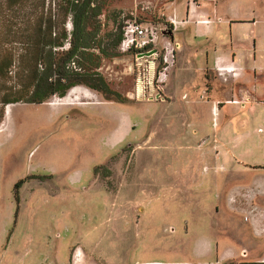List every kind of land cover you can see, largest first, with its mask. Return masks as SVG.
I'll list each match as a JSON object with an SVG mask.
<instances>
[{
	"label": "rangeland",
	"instance_id": "374dc122",
	"mask_svg": "<svg viewBox=\"0 0 264 264\" xmlns=\"http://www.w3.org/2000/svg\"><path fill=\"white\" fill-rule=\"evenodd\" d=\"M82 1L0 0V61L13 56L0 73V264H264V171L224 169L206 100L132 97L147 75L139 80L116 41L131 19L167 25L163 0H92L91 27L113 54L99 72L118 99L75 85L67 100L70 91L39 105L3 104L34 90L28 40L6 38L10 22L24 29L43 11L56 37L69 34ZM256 174L263 194L242 201Z\"/></svg>",
	"mask_w": 264,
	"mask_h": 264
},
{
	"label": "crops",
	"instance_id": "0c3cea01",
	"mask_svg": "<svg viewBox=\"0 0 264 264\" xmlns=\"http://www.w3.org/2000/svg\"><path fill=\"white\" fill-rule=\"evenodd\" d=\"M162 5L160 13L177 26L163 38L162 45L174 48V61L160 99L171 103L175 93L182 101L206 100L218 116L211 141L224 169L264 171V0H163ZM188 73L194 78L180 82ZM173 77L178 89L169 87ZM259 178L263 175L252 177L250 193L241 191L242 201L263 194Z\"/></svg>",
	"mask_w": 264,
	"mask_h": 264
},
{
	"label": "trees",
	"instance_id": "16d2710c",
	"mask_svg": "<svg viewBox=\"0 0 264 264\" xmlns=\"http://www.w3.org/2000/svg\"><path fill=\"white\" fill-rule=\"evenodd\" d=\"M95 10L92 0H83L80 5L76 3L72 9L71 33L68 34L64 28H61L58 37L54 32L55 23L52 15L45 17L43 11L34 21L29 19L24 29L16 28L14 31L13 27H16L17 23L10 22L9 30L4 36L11 39L20 36L28 40L23 45L29 46L30 56L24 59L35 66V73L32 74L34 90L28 93L30 96L5 99L3 101L5 106L19 102L39 105L55 95L66 96L75 85H83L102 93L107 100L119 98V94L109 88L99 72L102 59L112 57L113 54L109 53L97 39L99 29L91 27L92 12ZM122 34L117 38L116 44L122 40ZM65 41L68 43L65 51L53 52L63 48ZM12 63V54H6L5 59L2 58L0 61V73L6 72ZM2 118L3 113H0V119ZM23 183L24 181L20 180L15 184L17 204L19 202L17 190Z\"/></svg>",
	"mask_w": 264,
	"mask_h": 264
},
{
	"label": "built area",
	"instance_id": "2783aa9c",
	"mask_svg": "<svg viewBox=\"0 0 264 264\" xmlns=\"http://www.w3.org/2000/svg\"><path fill=\"white\" fill-rule=\"evenodd\" d=\"M176 26L177 22L174 20L161 26L160 24L146 23L137 19L128 20L123 26L120 49L123 52L132 53L134 61L131 67L133 73L138 75L139 80L147 75V77H144L146 79L144 82L139 81L142 86L140 90H137L139 95L146 96L147 93L151 94L153 92V98L156 96L161 97L164 79L174 60V48L170 42L157 47V36L159 33L163 37H169L165 33H172ZM153 51L155 52L152 53ZM148 53L152 54L148 55ZM161 61H163L164 67L161 68L162 71L158 74V80L155 81V66ZM144 63L148 66H145ZM151 67L153 72H150ZM219 70L222 71V69ZM228 71H233V69Z\"/></svg>",
	"mask_w": 264,
	"mask_h": 264
},
{
	"label": "water",
	"instance_id": "95a60500",
	"mask_svg": "<svg viewBox=\"0 0 264 264\" xmlns=\"http://www.w3.org/2000/svg\"><path fill=\"white\" fill-rule=\"evenodd\" d=\"M165 35H166V36H169V37L172 36L171 33H165ZM154 52H155V51H153L152 53H154ZM152 53H148V55H151ZM130 71H131V69H130ZM69 91H70V90H69ZM138 93H139V92L135 93V95H133L132 97H133V98L136 97V96L139 97L140 95H139ZM159 98H160L159 96H156V97H155L156 100L159 99ZM151 99H152V98H151Z\"/></svg>",
	"mask_w": 264,
	"mask_h": 264
},
{
	"label": "bare ground",
	"instance_id": "6f19581e",
	"mask_svg": "<svg viewBox=\"0 0 264 264\" xmlns=\"http://www.w3.org/2000/svg\"><path fill=\"white\" fill-rule=\"evenodd\" d=\"M75 93H76V90H71V91L68 93V95L65 97V98H66L65 100L69 99V97H71V96L74 95Z\"/></svg>",
	"mask_w": 264,
	"mask_h": 264
},
{
	"label": "flooded vegetation",
	"instance_id": "af4514ba",
	"mask_svg": "<svg viewBox=\"0 0 264 264\" xmlns=\"http://www.w3.org/2000/svg\"><path fill=\"white\" fill-rule=\"evenodd\" d=\"M141 87H142V86H141V83H139V84H138V89L140 90V89H141Z\"/></svg>",
	"mask_w": 264,
	"mask_h": 264
}]
</instances>
